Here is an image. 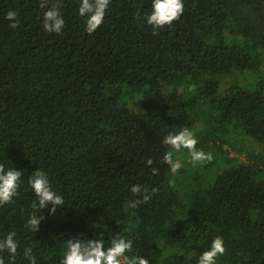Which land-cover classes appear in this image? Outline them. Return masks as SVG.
<instances>
[{
  "label": "trees",
  "instance_id": "obj_1",
  "mask_svg": "<svg viewBox=\"0 0 264 264\" xmlns=\"http://www.w3.org/2000/svg\"><path fill=\"white\" fill-rule=\"evenodd\" d=\"M77 3L0 0V165L23 178L0 205V238L15 231L21 243L14 264H28L25 245L37 264H60L67 238L101 232L126 234L152 264H188L217 235L218 264H264V0H184L156 31L143 19L151 0H111L92 34ZM49 4L64 16L59 34L43 30ZM182 127L212 158L190 168L176 157L188 151L173 149L184 165L173 175L162 139ZM38 168L65 197L54 215L31 207ZM34 211L43 215L35 232Z\"/></svg>",
  "mask_w": 264,
  "mask_h": 264
},
{
  "label": "clouds",
  "instance_id": "obj_2",
  "mask_svg": "<svg viewBox=\"0 0 264 264\" xmlns=\"http://www.w3.org/2000/svg\"><path fill=\"white\" fill-rule=\"evenodd\" d=\"M47 3V0H46ZM111 0H78L76 6L77 15L83 18L84 29L88 34L94 33L104 22ZM44 8L42 14L43 30L49 33L59 34L65 27L64 16L58 4H49ZM184 12V0H151L150 11L143 14L144 22L150 25L153 31L162 29L177 20ZM5 18L10 22V26L17 27L18 12L15 9L9 10ZM162 143L170 145L171 148L163 152L161 161L166 162L170 171L175 175L184 166L182 161L175 157V151L186 149L191 158V162L196 164L205 160H211V153H206L203 149H198V138L195 133L182 127L178 131L167 132L162 139ZM154 159L149 156L148 165H154ZM153 172H159L158 167L152 168ZM23 183L22 172L16 167L5 169L0 165V205L13 202L18 195V190ZM28 186L32 190L35 199L31 207L35 210L48 209L50 214H55L58 209L65 206V197L56 191L50 181L49 175L43 169H37L28 177ZM133 194L143 192V200L151 199L149 190L141 184H134L130 189ZM155 191V189H153ZM139 200L129 202V207H137ZM43 219V215H37L34 211L26 221V227L30 231H36ZM111 239L105 238L104 233L93 235L85 239L80 234L66 239L63 246L60 264H152L149 257L140 255L134 251V240L126 234H110ZM21 243L17 239L15 231H8L0 238V264H14L18 249ZM226 252L225 241L222 236H215L210 243L198 255L194 250L188 254V264L195 258L196 264H218L221 257ZM4 253L7 254L5 257ZM23 257L28 264H37V258L33 253L31 245L23 246Z\"/></svg>",
  "mask_w": 264,
  "mask_h": 264
},
{
  "label": "rangeland",
  "instance_id": "obj_3",
  "mask_svg": "<svg viewBox=\"0 0 264 264\" xmlns=\"http://www.w3.org/2000/svg\"><path fill=\"white\" fill-rule=\"evenodd\" d=\"M241 76H243V75H241ZM244 141L248 144L249 142L247 141V140H245L244 139ZM225 148L227 149H230L229 147H227V146H225ZM230 156L231 157H235L236 159H237V162H242V161H244V159H245V155L244 154H237L235 151H232V150H230ZM176 157H178L179 159H181V160H183V159H185V161H187V163H188V165H190L189 167L191 168V166H193V163L191 162V158H190V156H189V154H188V152L187 153H185V152H178L177 154H176ZM190 163V164H189ZM197 164V163H196Z\"/></svg>",
  "mask_w": 264,
  "mask_h": 264
}]
</instances>
